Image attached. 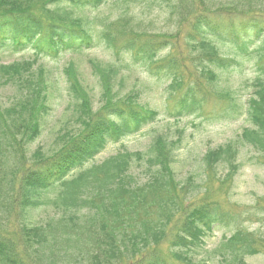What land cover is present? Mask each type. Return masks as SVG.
Listing matches in <instances>:
<instances>
[{"label": "trees", "instance_id": "obj_1", "mask_svg": "<svg viewBox=\"0 0 264 264\" xmlns=\"http://www.w3.org/2000/svg\"><path fill=\"white\" fill-rule=\"evenodd\" d=\"M106 1L0 0V52L29 50L52 59L104 46L115 56L124 53L148 77L168 82L165 116L178 122L195 115L215 123L243 115L251 127L243 129L241 139L264 153V0H154L174 18L178 32L186 26L188 55L171 45L167 32L130 38L127 23L142 20L123 7L135 0H117L121 6L114 20L75 14ZM220 46L255 57L258 73L245 99L216 86L223 71L239 64L235 56L220 53ZM88 62L98 77L99 106L94 109L75 65L65 66L77 131L58 136L53 151L37 147L25 165V153L48 125L61 88L48 83L35 59L0 63V87L13 83L19 90L9 102L0 98V264H199L192 248L214 228L238 227L247 210L226 209L207 190L197 199L187 196L198 187L193 177L181 184L174 176L179 137H152L142 183L128 173L133 159L142 160L139 152L122 150L87 166L107 144L141 131L161 114L139 103V92L111 93L118 73L113 63ZM205 153L202 161L209 169L222 160L232 171L237 167L232 142ZM52 187L57 190L47 203L58 215L31 224L29 213ZM223 237L234 264H245L244 255L259 252L253 231Z\"/></svg>", "mask_w": 264, "mask_h": 264}, {"label": "rangeland", "instance_id": "obj_2", "mask_svg": "<svg viewBox=\"0 0 264 264\" xmlns=\"http://www.w3.org/2000/svg\"><path fill=\"white\" fill-rule=\"evenodd\" d=\"M26 1V0H24ZM149 8L146 7V0H135L127 2L123 7L129 11V15H137L141 17V23H135V20L130 19L127 23L128 30L126 31L130 38L136 35L142 37L144 35L166 33L165 36L171 35V45L188 55L192 53L187 47L184 32L186 26L176 30L174 18L170 17L154 0H148ZM216 3H223L226 0H212ZM37 2L39 8L41 3ZM117 0H107L96 9L84 8L76 10V15H87L90 18H104L114 20L118 16L116 6ZM99 26L98 21L96 22ZM178 32V33H177ZM159 33V34H160ZM177 33V34H176ZM176 34V35H175ZM157 35V34H156ZM121 40V39H120ZM163 52V51H162ZM161 52V53H162ZM194 53V52H193ZM220 53L235 56L239 64L223 71L219 75L216 82L218 88H227L236 91L241 98L245 99L247 94L251 93L250 86L258 73L254 63L255 57L245 54L234 53L226 47L220 46ZM35 67H43L48 77V83H55L60 86V93L56 94L52 112L49 116L50 120L42 134L37 138L35 143L30 146L31 152L25 153V165L32 159V152L40 147L45 152L55 150L59 144L58 136L77 131L78 123L75 122L72 116V101L67 95L65 89V75L63 69L70 63L75 65L79 75L78 78L85 86L91 95L94 109H97L100 102V85L98 77L91 73L89 60L100 62L106 65L113 63L118 68L117 76L113 82V91L111 93L124 96L130 91L139 92L138 102L154 107L160 110V116L145 126L141 131L131 134L128 137L120 139L119 142H110L105 148L89 161L86 165L100 164L104 159L114 155L122 150L128 152H139L143 156L142 160L133 159L128 173L135 178L136 182L142 183L146 180L148 173L146 158L149 150V144L152 137L157 134H164L169 140L180 138L181 146L174 150V160L172 168L174 176L182 184L189 177H193L197 190H193L187 196L192 199H197L205 190H207L214 200H217L221 205L233 210L245 209V218L240 221L238 227L220 226L214 228L209 234L203 237V243L193 247L191 257L196 263L201 264H234L230 254L223 248L224 237L231 236L236 230L252 231L256 234V244L259 252L252 255H244L245 264H264V153L256 151L249 143L241 139V133L244 128L251 127L250 122L245 119V116L236 118L233 121L209 122L197 117H183L178 122L165 116L162 111L164 97L167 95V81L160 79L155 80L148 77L141 67L133 65L128 56L122 53L115 56L112 51L104 46L94 47V49L84 50L82 52H64L63 55L56 58H46L44 56H36L32 51H20L17 53L10 50L0 52V63L10 64L11 62H20V60H34ZM55 79V80H54ZM16 84H9L0 87V98L5 102L12 100V97L18 93ZM179 129L180 131H177ZM232 142L238 155L236 158L237 167L232 171L229 163L225 161L217 162V166L213 169L206 167L202 161V157L206 154V150L214 149L218 145ZM29 161V162H30ZM56 187L48 189L43 202L38 208L29 213V222L39 225L51 217H56V210L47 203V200L55 195ZM261 204V206H260ZM258 207V208H257ZM260 237V238H259Z\"/></svg>", "mask_w": 264, "mask_h": 264}]
</instances>
